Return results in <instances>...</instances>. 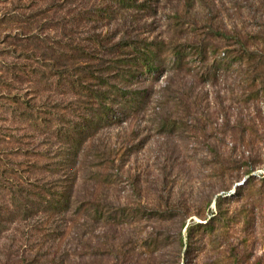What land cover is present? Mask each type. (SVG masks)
I'll list each match as a JSON object with an SVG mask.
<instances>
[{"label": "rangeland", "instance_id": "obj_1", "mask_svg": "<svg viewBox=\"0 0 264 264\" xmlns=\"http://www.w3.org/2000/svg\"><path fill=\"white\" fill-rule=\"evenodd\" d=\"M148 3L155 13L132 7L109 21L130 43H164L158 47L168 57L136 86L145 106L113 109L120 122L102 125L83 143L72 207L57 221L65 230L51 249L35 232L38 214L23 220L19 209L1 211L0 264H264V0ZM79 4L0 0V170L24 186L50 180L52 160L32 154L47 148L53 156L57 145L52 139L32 152L52 130L35 131L26 106L10 97L31 100L37 87L39 103L45 85L29 75L16 79L7 66L33 63L24 55H39L42 39L51 43L65 31L89 47ZM35 36L41 38L26 42ZM11 78L10 91L4 83ZM52 90L71 129L92 118L70 85ZM7 198L0 192V205Z\"/></svg>", "mask_w": 264, "mask_h": 264}, {"label": "trees", "instance_id": "obj_2", "mask_svg": "<svg viewBox=\"0 0 264 264\" xmlns=\"http://www.w3.org/2000/svg\"><path fill=\"white\" fill-rule=\"evenodd\" d=\"M78 1H80V9L77 12L80 19L79 26H88L91 30L83 40L90 44L89 47L77 44L78 42L73 38V35L77 34L76 31L70 30L68 33L65 31L61 33L60 39L51 38V43L42 39L46 46L40 49L39 55H24V58L33 63L13 65L14 68L7 66L14 78L29 75L37 77L36 86L39 87L42 83L45 85L42 90L46 91L47 95L44 101L40 98L39 103H37V98L40 97L37 87H31L34 91L31 93L33 95L30 97L31 100L26 101L21 94L9 96L11 104L26 106L24 115L27 117L25 118L30 126L33 125L35 131L40 127L52 130L50 136L44 135L42 140H36L35 136L31 138V143H35V140L39 143L33 144L32 152L35 147L43 149L51 146L52 139L56 140L54 145L57 146L53 156H50L47 148L44 154L40 152L32 154L25 150L23 152L24 155L31 153L34 157L44 155L46 159L52 160L51 165L45 168L50 179L47 182L25 181L23 183L27 188L14 181L5 168L0 170V192L3 191L8 197L0 205V233L4 231L2 223H6L1 219L2 210L13 213L14 210L19 209L23 212L21 214L23 220L38 214L35 232L39 241L48 244V249L53 247L56 238L65 230L61 228L60 223L57 224V221H62L64 218L60 217H65L71 210L77 180L76 169L83 143L93 137L102 125L109 126L111 123L120 122L121 118L113 114V109L123 114L122 111L128 108L139 109L145 106V92L140 88L137 89L136 86L147 81L151 74L157 73L160 61L168 57L162 55L163 50L160 49L164 43L160 41L148 43L142 40L139 42L141 46H138L137 43L128 42L125 36L118 37L116 31L109 26L111 25L109 21H115L114 16L123 17L129 11H133L132 7L143 15L150 11L152 14L155 13V9L148 0H142L140 3L136 0ZM155 1L158 2V0ZM135 4L138 5L135 6ZM104 21L106 24L103 28ZM66 24L71 26L73 22L69 21ZM76 28L77 26L74 27ZM40 38L41 36L29 37L26 42ZM175 61H177L176 57L172 62ZM12 78L4 83V87L10 91L14 89ZM66 84L72 87L75 97L85 100V111L89 109L90 112L95 113H92V118L85 124L81 122V126L76 129H71L66 114L64 116L61 114L66 112V108L61 103L62 100L59 97L53 100V94H50L53 93L54 85L61 87ZM18 143L22 144V142ZM17 151L22 150L18 147ZM38 165L33 164L36 169L41 170L42 168ZM16 172L20 175L22 173L21 170ZM222 199L220 197L216 199L217 207ZM41 259L40 254L37 253L33 261L37 263ZM62 263V259L46 262V264Z\"/></svg>", "mask_w": 264, "mask_h": 264}]
</instances>
